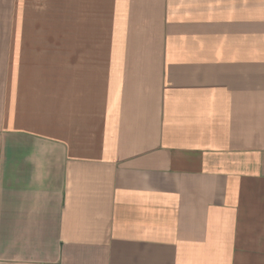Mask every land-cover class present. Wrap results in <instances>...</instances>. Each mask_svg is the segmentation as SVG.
Segmentation results:
<instances>
[{
    "label": "crops",
    "instance_id": "crops-1",
    "mask_svg": "<svg viewBox=\"0 0 264 264\" xmlns=\"http://www.w3.org/2000/svg\"><path fill=\"white\" fill-rule=\"evenodd\" d=\"M0 264H264V0H0Z\"/></svg>",
    "mask_w": 264,
    "mask_h": 264
}]
</instances>
